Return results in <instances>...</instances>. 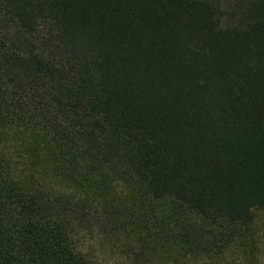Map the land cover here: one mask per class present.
Returning <instances> with one entry per match:
<instances>
[{
	"label": "trees",
	"instance_id": "obj_1",
	"mask_svg": "<svg viewBox=\"0 0 264 264\" xmlns=\"http://www.w3.org/2000/svg\"><path fill=\"white\" fill-rule=\"evenodd\" d=\"M263 221L264 0H0V264H264Z\"/></svg>",
	"mask_w": 264,
	"mask_h": 264
},
{
	"label": "rangeland",
	"instance_id": "obj_2",
	"mask_svg": "<svg viewBox=\"0 0 264 264\" xmlns=\"http://www.w3.org/2000/svg\"><path fill=\"white\" fill-rule=\"evenodd\" d=\"M264 222V221H263ZM112 257V254L109 253V256L107 255V258L110 259Z\"/></svg>",
	"mask_w": 264,
	"mask_h": 264
}]
</instances>
